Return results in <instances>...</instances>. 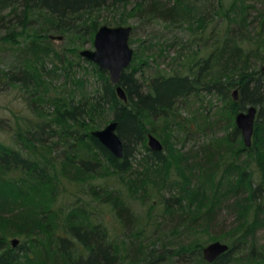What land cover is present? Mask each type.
<instances>
[{
  "label": "trees",
  "instance_id": "obj_1",
  "mask_svg": "<svg viewBox=\"0 0 264 264\" xmlns=\"http://www.w3.org/2000/svg\"><path fill=\"white\" fill-rule=\"evenodd\" d=\"M123 1L126 2L111 0L112 3ZM162 1H140L129 14L142 8L144 15L152 18L177 21L188 17L197 18L200 22L207 16L213 19L214 15H218L217 9L213 10L214 14H198L195 0ZM107 2L0 0V63L3 62V67H0V89L18 87L33 111L32 117H22V124H15V127L0 119L1 129H13V143L0 142V227L3 226L0 231L3 234L0 236V264H12L18 259L4 247V234L10 229L23 241L42 244V249L45 248L47 253L46 264H230L236 258L234 253L248 249L247 239L251 230L264 226V70L249 69L248 64L251 52L256 51H244L235 44L232 30L225 29V34L211 35L209 45L214 48L205 58H201L202 63L196 71V61H193L187 70L175 69L169 74L156 70L151 75L143 76L140 64L145 61L141 58V47L121 75L120 84L125 91L126 101L118 97L107 72L97 65L95 71L101 79L100 88L88 95L78 93L77 97L75 69L80 65L79 56L74 47L65 51L56 50L51 46L48 35L60 32L58 35L65 36L75 32L76 35L87 34L92 38L99 24L89 15L93 10L107 5ZM5 8L9 9L8 12L2 13ZM223 15L231 19L228 12ZM35 25L39 27L35 28ZM208 42L203 43L207 45ZM70 52L73 54L69 55ZM154 55L153 52L151 57ZM213 60H217L227 74H224L223 80L215 78L203 81L202 75L212 67ZM227 60L233 64L230 68L232 75L227 71ZM180 65L182 67L184 62H179ZM59 75L64 76L65 82L61 87H55L52 80ZM231 87L238 89L237 100L229 96ZM201 90L218 94L225 102L220 112L226 119H231L237 110H244L249 105L257 107L252 143L243 144L240 130L234 125L228 138L234 147L242 145L238 151L233 152L231 147L221 153L216 146L203 143L197 150V158L189 163L187 154L172 151L166 140L161 143L169 149V153L151 150L146 141L149 133L159 134L160 127L155 122L177 117L178 103L192 94H199ZM103 110L113 111L112 120L118 122L117 133L124 146L120 158L91 135V131L97 129V124H94L96 116ZM21 125H24L23 129H20ZM142 147L147 153L142 160V171H137L139 169L135 170L131 164L132 149ZM87 150H94L98 157H90L85 152ZM243 155L246 157L244 162L240 160ZM249 162L256 165V182L252 177L256 174L246 171L244 167ZM222 164L225 168L230 167L229 170L240 169V173L230 171L227 184L222 182V177L215 180L217 169ZM106 165L111 168L108 174H117L124 181L129 197L103 186L84 183L105 170ZM172 168L182 177V184L177 180L168 181L169 169ZM196 169L202 180L194 183L192 176ZM158 170H164L162 176H151L152 172ZM167 181L169 188L180 184L183 191L179 195H185V202L181 203L183 199L179 195L168 198L161 195ZM78 182L82 188L86 185L85 190L93 196L88 203L90 207L79 198L76 205L70 202L57 204L59 197H84L77 191L68 190L69 186L73 187ZM149 186L154 187V192L162 197L163 213L171 216L168 218L172 223L170 238L163 232L156 234L154 230L150 233L146 230L145 223L150 222V216L154 217L152 213L155 207V201L149 200ZM229 194L234 196L230 195L234 199L229 206L238 209L240 217L237 225L242 226L243 231L235 239L230 238L233 233H228L230 236L225 239L228 250L209 262L202 255L204 243H187L188 239H180L186 234L184 229L190 223L197 221L198 224V219H201L208 224L214 220L221 200ZM200 195L205 198L203 201L208 208L202 215L193 218L189 214L190 206ZM128 199H140L142 205L148 204L146 214L139 216L130 208ZM93 201L109 205L125 242L123 239L119 243L114 242L104 224H92L90 209L95 208ZM5 202L19 206L22 213H28L27 207H30L32 219H25L19 208L13 211L14 207H9ZM252 207L254 209L249 216ZM242 257L245 260L240 259L244 264H252L255 259L248 253Z\"/></svg>",
  "mask_w": 264,
  "mask_h": 264
},
{
  "label": "rangeland",
  "instance_id": "obj_2",
  "mask_svg": "<svg viewBox=\"0 0 264 264\" xmlns=\"http://www.w3.org/2000/svg\"><path fill=\"white\" fill-rule=\"evenodd\" d=\"M140 1L144 2V0H126V2L123 1V3H112L111 0H108L107 5L102 6L97 10H93L89 17H91V19L95 18L99 26L107 24L110 26L130 25L132 27L129 37V45L133 48V58L135 52L142 47L143 53L141 58L145 61V64H140V72L143 76L151 75L156 70H160L159 73L163 74H169L175 69L187 70V67L193 61H196L194 62V71H196L202 63L201 58H205L214 48L213 45H209L212 40L211 35L216 37V33V35L225 34V29H227V31L232 30L231 34H234L233 39L235 44L240 46L244 51L251 52L253 49L256 51H252V56L249 57V69L257 70L262 67L264 62V0H195V4L199 8L198 14L203 12L206 16V12L214 14L213 10H218V15H214L213 19H209L207 16L201 22L197 18L194 20L193 18L188 19V17L184 19L179 18L177 21H166L160 17L152 18L151 16L144 15L142 8H140V11H134L133 14H129L133 7L136 6L137 3H140ZM145 1L147 3L149 2V0ZM169 1L174 3V0H164L162 2L168 3ZM8 10V8H5L2 10V13H7ZM225 12L230 14V20L223 15ZM37 25L34 27L38 28L39 26ZM52 34L58 35L61 33L53 32ZM94 34L91 38V36H88L87 34L82 36V34L76 35V33L73 32L68 35L64 34L65 36L61 39L49 38L51 46L56 50L65 51L70 47H74V50L79 56V58L76 57L78 58L80 65L75 69V79L78 80L76 86L77 97H79L78 93L81 95L83 93L85 95L92 94L96 92L101 85V79L95 71L96 64L85 59L78 53L81 49H93ZM205 41H209L207 45L203 43ZM147 46L148 49H146ZM153 52L156 56L154 55L151 57ZM72 54L73 53L71 52L69 53V55ZM1 55L2 53L0 54V57ZM7 57L13 63L11 55L8 54ZM74 57L75 55L73 58ZM200 60L201 62H199ZM1 61L2 60H0V62ZM182 61L184 62V65L182 67L181 65L178 66V63ZM233 61L235 62L236 58H234ZM2 63H0V67H3ZM228 64L229 67L226 69L230 72L229 74L232 75L233 72L230 71V68L233 64L231 61H229ZM225 73L226 71L218 61L213 60L212 67L208 72H204L201 79L203 81L215 78L223 80ZM52 82L55 87H61L65 82V78L64 76L59 75L53 78ZM68 84L69 83L66 82L67 87H69ZM233 89L234 88L232 87L229 89V96H231ZM224 104L225 102L215 93H208L205 90H201L199 94H192L178 103L176 107L177 117L155 122L156 126L160 127V129L159 134L154 136L158 138L160 142H163L164 140L168 141L166 143L170 145L168 146L170 149H173L172 151L186 153L188 158L187 162L189 163L192 162L191 160L197 158V150L203 143H206L205 145L209 143V145L216 146L221 153L231 147L233 152L238 151L239 148L241 149L242 145L239 144V148H236L234 147V143H231L230 138H228V134L233 131V126H236V114L231 119H226L220 112V110L223 109ZM43 105H45V107L47 106L46 103ZM238 111L241 110H237V112ZM26 116L32 117L33 111L29 108L28 104H26L22 91L18 87H11L4 90L0 89V119L13 125L12 127H15V124H22L20 119ZM112 117L113 111L103 110L101 114L96 116L94 122V124H97L96 128H103L112 120ZM8 127L10 128V126ZM23 128L24 125H21L20 129ZM12 131L0 128V142L6 144L13 143ZM242 143L244 144L243 138ZM162 150L164 154L169 153V149L165 148L164 145ZM85 152L90 157H98L94 150H87ZM132 152L131 164L133 168L135 170L139 169L137 171H142V160L147 151L142 147L138 150L132 149ZM245 155L242 157L240 156V160H243V162L246 159ZM244 167L246 171H252L253 174H256L252 176L253 181L256 182L257 173L255 163L249 162L247 165H244ZM229 168L230 167L228 166L226 168L223 167V164L220 165L217 169L218 175L215 177V180L222 177L224 178L222 182L227 184L228 175L231 174L230 171L234 172V174L235 172L240 173V169L234 171L232 168L229 170ZM109 170H111V168L106 165L105 170H101L98 174L92 177V179L90 178L84 183L86 185H94L97 187L103 186L111 191H119L122 193L123 197L124 195L129 197L124 181L119 178L117 174H108L107 172H110ZM163 171L164 170L154 171L151 176L157 175L160 177L164 173ZM193 171L194 175L192 176V182L195 183L202 180L198 169ZM208 176L209 172L205 177L208 178ZM175 180L182 184V177L177 173L175 168L169 169L168 181L172 182ZM168 181L165 183V186L162 187L161 195L163 194V196L167 198L169 196L177 197L179 193L183 191L180 184L169 188V185H166ZM78 184L81 183L78 182L73 187L69 186L68 190L71 189L72 192L77 191L78 194L83 195L84 197H59L57 204L66 205L70 202L73 205H76L77 198H79L80 200L82 199V203H85L87 206L93 196L89 191L85 190L86 185L82 188V186H78ZM150 185L152 184L150 183ZM191 185H193V183L190 184V186ZM207 185L208 183L205 185V188ZM200 186H202L201 183ZM154 191V187L149 186L148 192L151 193V198L149 200L155 201V207L152 213L154 217L150 216V222L145 223L148 228L146 230L148 233L154 230L156 234H158V232H163L170 238L172 234L169 232V228L172 223H169L170 221L168 218L171 216L169 217L168 214L163 213V205L160 203L162 197L160 195L158 196ZM209 191L210 190H207V192ZM205 195L208 197L207 193ZM230 195L233 196V194H229L221 200L220 208L217 211L214 220H211V222L209 221L210 223L208 222V224L206 222V224L203 223L201 219H198V224L197 221L190 223L189 226L184 229L186 234H184L180 240L185 241L188 239L187 243L190 241H196L195 244L199 241L204 243L205 246L215 240L226 242V237L230 236L228 233H233L232 236H230L231 239L238 237L242 233L243 227L238 226L239 224L237 223V220L240 217L238 209H233L229 206L234 199L230 197ZM179 197H182L183 199L181 200V203H183V201L185 202V198H183L185 195L181 194ZM203 199H205L203 198V195H200L198 200H194V202L192 201L189 214L193 215V218L202 215L205 209L208 208V204L203 201ZM0 203H2V199H0ZM128 203L130 204V208L142 217L146 214L149 208L148 204L142 205L140 199H128ZM5 204L14 207V209H12L13 211L19 208V206L15 207V204L11 202H5ZM93 205L95 208L90 209L92 224H104L114 242L116 240L119 243L122 239V241L125 242L126 239L123 238L121 227L116 223V217L109 205L102 203L99 204L97 201H93ZM88 207H90V205H88ZM27 208L29 214L22 213L21 208H19L18 211H21L22 216L26 217L25 219H32L30 215V207ZM253 209L254 207L248 212L249 216L252 215ZM2 227H0L1 232ZM4 227L7 226L5 225ZM12 230L13 229L6 230L7 232L4 234L5 248H8L9 251H18V259L12 264H46L47 253L45 248L42 249L43 245L31 241H23L22 237L15 235V232ZM1 235L3 234H0V236ZM14 238L17 239V242L16 245L12 246L11 240ZM247 241V245L249 246L248 249L234 253L236 258L230 264H244L243 260L245 259L242 256H245V253L251 254L253 258H255L253 259L252 264H264V226L252 229ZM18 245H22L23 248L18 249ZM123 247L124 245L122 246V251H124ZM240 257L243 258V260L240 259Z\"/></svg>",
  "mask_w": 264,
  "mask_h": 264
},
{
  "label": "water",
  "instance_id": "obj_3",
  "mask_svg": "<svg viewBox=\"0 0 264 264\" xmlns=\"http://www.w3.org/2000/svg\"><path fill=\"white\" fill-rule=\"evenodd\" d=\"M131 30L130 25L110 26L102 24L95 31L93 49L79 50L82 57L107 72L109 81L115 85L118 97L124 101H126V94L120 84V79L123 71L130 66L133 59V48L129 45ZM48 38L61 39L63 36L49 34ZM261 69L264 70V62ZM231 95L234 100H237L238 89H233ZM256 115L257 107L254 105L247 106L235 115V123L241 131L245 145L252 143ZM117 125L116 120H111L103 128L92 130L91 135L97 138L115 157L120 158L123 156L124 146L117 133ZM147 144L151 150H162L163 148L160 140L151 133L147 135ZM11 241L16 243L17 239L14 238ZM227 250L228 244L226 242L215 240L203 246L202 255L205 260L211 262Z\"/></svg>",
  "mask_w": 264,
  "mask_h": 264
},
{
  "label": "flooded vegetation",
  "instance_id": "obj_4",
  "mask_svg": "<svg viewBox=\"0 0 264 264\" xmlns=\"http://www.w3.org/2000/svg\"><path fill=\"white\" fill-rule=\"evenodd\" d=\"M11 244H12V246L13 245H16V243H12V241H11ZM5 247V246H4ZM22 247H21V245H18V249H21ZM9 250V249H8ZM12 255H16V258L18 257V251H16V252H14V251H12V250H10L9 251Z\"/></svg>",
  "mask_w": 264,
  "mask_h": 264
},
{
  "label": "bare ground",
  "instance_id": "obj_5",
  "mask_svg": "<svg viewBox=\"0 0 264 264\" xmlns=\"http://www.w3.org/2000/svg\"><path fill=\"white\" fill-rule=\"evenodd\" d=\"M258 110V109H257ZM238 128V127H237Z\"/></svg>",
  "mask_w": 264,
  "mask_h": 264
}]
</instances>
